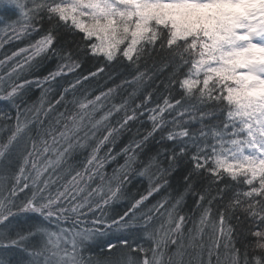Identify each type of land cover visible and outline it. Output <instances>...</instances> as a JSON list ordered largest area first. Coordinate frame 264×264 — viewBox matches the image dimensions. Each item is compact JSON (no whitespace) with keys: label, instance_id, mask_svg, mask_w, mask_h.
I'll return each instance as SVG.
<instances>
[{"label":"snow or ice","instance_id":"6c2138e0","mask_svg":"<svg viewBox=\"0 0 264 264\" xmlns=\"http://www.w3.org/2000/svg\"><path fill=\"white\" fill-rule=\"evenodd\" d=\"M0 264H264V0H0Z\"/></svg>","mask_w":264,"mask_h":264},{"label":"trees","instance_id":"16d2710c","mask_svg":"<svg viewBox=\"0 0 264 264\" xmlns=\"http://www.w3.org/2000/svg\"><path fill=\"white\" fill-rule=\"evenodd\" d=\"M101 86H102V85H101ZM89 87H91V88L94 89L96 86H95V85H92V86H89ZM149 90H151V89H149ZM128 91H131V89H129ZM174 183H175V181H174ZM156 199H159V196H157ZM151 203H155V199L152 200ZM67 226H68V227H71V223H69Z\"/></svg>","mask_w":264,"mask_h":264}]
</instances>
